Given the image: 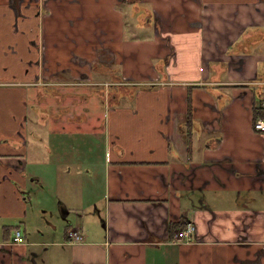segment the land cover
Returning a JSON list of instances; mask_svg holds the SVG:
<instances>
[{
	"label": "crops",
	"instance_id": "0c3cea01",
	"mask_svg": "<svg viewBox=\"0 0 264 264\" xmlns=\"http://www.w3.org/2000/svg\"><path fill=\"white\" fill-rule=\"evenodd\" d=\"M11 1L0 0V264H264V133L252 127L254 107L264 115V0ZM247 29L259 39L229 50ZM25 85L50 126L30 133L44 177L25 149ZM65 134L100 135L103 160L65 189L59 212L73 222L57 235L63 220L53 231L42 220L37 234L26 223L40 189L60 196ZM188 221L193 237L175 241Z\"/></svg>",
	"mask_w": 264,
	"mask_h": 264
},
{
	"label": "rangeland",
	"instance_id": "374dc122",
	"mask_svg": "<svg viewBox=\"0 0 264 264\" xmlns=\"http://www.w3.org/2000/svg\"><path fill=\"white\" fill-rule=\"evenodd\" d=\"M128 16L130 17V13L128 14ZM128 17V18H129ZM131 23V22H130ZM128 34H131L133 32L127 31ZM139 34V33H138ZM79 65V64H78ZM84 87H80L81 90H83L84 92L87 93L88 95V102L86 103V106L88 108H90V110L97 114L100 117V121L101 119H103V101L94 93V89L95 87H93V85L91 84H86V85H81ZM31 87H33V85H25V92L24 94L28 91V93L26 95L23 94V102L26 100V102L28 103V117H27V122H26V127H27V131L28 135L27 136V140H28V144L27 147L25 148L27 150V152L29 154H27V158L28 160L31 159L32 161V165L35 168H38L40 171V174L42 175V177L46 176V174L43 172V170H41V166L39 164V159L35 158L34 160H32V158L34 156L37 155V153L39 152H43L44 153V147H43V143L40 144L36 141V139L32 138L30 136L31 132H34L35 134H37L38 136L42 137V138H47L49 137V124L46 123L44 125H39L38 124V120L36 117V108H38V106H40V101L38 100V94L36 92V90L30 89ZM75 88V87H73ZM29 89V90H28ZM97 89V88H96ZM31 92V93H30ZM5 99V105L8 106V97H4ZM56 105H54L55 108ZM253 124V122H252ZM253 127V125H252ZM1 131L5 133V128H1ZM53 133V132H52ZM80 134V133H79ZM4 135V134H0ZM52 134H50L51 136ZM5 138H3L2 142L4 144H7V138L8 136L4 135ZM63 137L61 138V144L63 145V147L61 148V151L66 150V155H63V157L61 159L60 163V167H61V171L59 173V198L56 199V201L53 200V197H51V195L49 194L48 191H44L42 189H40V193L38 194L36 200L34 201V204H37V210L35 211L36 215H34L33 220H28V222L26 223L28 230L30 231H36L37 229L43 226L42 224V220L48 224L50 223V225L52 226L51 231H53V226L55 225V223L58 220V223H60V220H63V224H58L57 226V231L55 232V234L59 235V229H61V232L64 231V228L67 226L68 220L71 219L70 221L73 222V218L67 216V219H62L61 218V214L59 212V202L62 201V198L66 197L65 194V189L67 186L74 184L78 178V169L79 166L83 164V162L87 163L88 161H96V163H102L103 160V156H104V143H103V139L102 137L99 135H95L94 137H92L91 135H62ZM53 137V136H51ZM9 139V138H8ZM47 143V142H46ZM52 145V144H51ZM48 146V143H47ZM45 156V153H44ZM65 161V162H64ZM66 161H69L66 162ZM30 168V167H29ZM69 168H71V173L70 175L69 172L67 171ZM84 170L86 171V168H84ZM52 189V188H51ZM46 194L45 197L43 196V194ZM67 193V192H66ZM69 194V193H68ZM50 203L51 206H55V210L52 213H46V211L41 208L42 204H46V203ZM40 207V208H39ZM48 209H50V207H48ZM33 221L34 224V229H29L30 227H33V224L30 225V222ZM22 228V226H21ZM50 228V227H48ZM23 229V228H22ZM193 237V236H192ZM37 239L39 241H42L41 237H37ZM186 239V238H184ZM191 237L188 239L190 240ZM43 245H39L38 248V252H37V260L40 261L42 260L44 257H48V255L50 253H48L47 255H45V250L43 249ZM48 260V258H47ZM50 260H53V256H50ZM59 262V261H56ZM59 264V263H58ZM60 264H62V260H60Z\"/></svg>",
	"mask_w": 264,
	"mask_h": 264
},
{
	"label": "built area",
	"instance_id": "2783aa9c",
	"mask_svg": "<svg viewBox=\"0 0 264 264\" xmlns=\"http://www.w3.org/2000/svg\"><path fill=\"white\" fill-rule=\"evenodd\" d=\"M261 85V83L259 84V86ZM261 87V92H260V99L263 100H259L258 102V107L264 109V83H262ZM253 129L259 132L264 133V115H261L259 117H256L253 120ZM195 233V224L192 221H188L186 223V225L182 228H180V230L175 232V241H177L178 239H184L186 238V240H188L190 237H192ZM68 237L70 242L73 243H77V242H81L83 240V234L81 233V231L79 229H69L68 232ZM13 241L15 242H19L21 241V232L20 230H15L14 232V236H13Z\"/></svg>",
	"mask_w": 264,
	"mask_h": 264
},
{
	"label": "trees",
	"instance_id": "16d2710c",
	"mask_svg": "<svg viewBox=\"0 0 264 264\" xmlns=\"http://www.w3.org/2000/svg\"><path fill=\"white\" fill-rule=\"evenodd\" d=\"M260 29L261 28H259L257 30H260ZM257 30H255V29L254 30H249V29L245 30L242 33L239 40L235 44H233L229 50H231L232 48H235L239 44H244V43H247L249 41H255V40L259 39L260 33H257ZM249 43H251V42H249ZM259 113H261V111L257 107H254V119L256 117H258V115H260ZM187 115H188L187 116L188 117L187 118V131L189 134L190 133L189 132V126H190V123L192 121L191 104H190L189 98H188V114ZM177 226H178L177 223H175V224L169 225V228L172 231V229L176 228ZM182 227H183V225H182Z\"/></svg>",
	"mask_w": 264,
	"mask_h": 264
},
{
	"label": "flooded vegetation",
	"instance_id": "af4514ba",
	"mask_svg": "<svg viewBox=\"0 0 264 264\" xmlns=\"http://www.w3.org/2000/svg\"><path fill=\"white\" fill-rule=\"evenodd\" d=\"M13 1V2H12ZM11 2L15 5V2L18 4L20 0H12ZM18 8H19V4H18ZM16 9V15L20 14L19 9ZM18 16V15H17ZM75 83V81H73ZM259 255V254H258ZM260 263V256L257 257V259L255 260V262H252L251 264H259Z\"/></svg>",
	"mask_w": 264,
	"mask_h": 264
},
{
	"label": "water",
	"instance_id": "95a60500",
	"mask_svg": "<svg viewBox=\"0 0 264 264\" xmlns=\"http://www.w3.org/2000/svg\"><path fill=\"white\" fill-rule=\"evenodd\" d=\"M66 214H67V211L64 214H62L61 216L64 217Z\"/></svg>",
	"mask_w": 264,
	"mask_h": 264
}]
</instances>
